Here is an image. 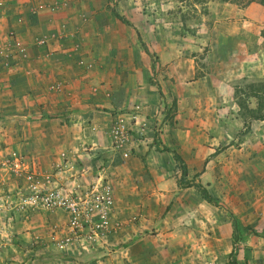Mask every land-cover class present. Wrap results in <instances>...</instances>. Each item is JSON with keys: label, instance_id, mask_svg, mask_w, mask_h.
Segmentation results:
<instances>
[{"label": "crops", "instance_id": "1", "mask_svg": "<svg viewBox=\"0 0 264 264\" xmlns=\"http://www.w3.org/2000/svg\"><path fill=\"white\" fill-rule=\"evenodd\" d=\"M145 1L0 0V143L17 150L41 175L55 173L74 191L103 171L120 216L146 210L147 225L159 237L183 235L187 242L191 225L207 226L219 209L193 186H178L172 150L184 162L187 179L204 185L214 199L232 190L240 194L241 183L233 179L244 178L245 170L235 175L223 169L219 177L213 163L237 153L240 161L247 160L229 141L247 121V78H264V39L259 34L264 5L222 2L212 19L205 18L210 43L214 36L240 40L232 50L215 42L213 50L223 55L201 67L180 33L164 23L162 28L145 23L139 10ZM114 9L129 24L117 19ZM7 31L21 39L24 55L7 42ZM42 35L46 42L35 44ZM233 50L245 56L235 68L224 65ZM242 67L240 79L235 75ZM58 82L63 83L61 91L48 89ZM239 83L243 90L236 93ZM130 114L137 115L133 121ZM118 116L131 126L127 157L111 146L109 132ZM4 177L3 183L9 180ZM49 215L54 234L62 232L60 209ZM21 224L12 236L31 241L30 223ZM217 228L223 235L231 232L230 223L217 221ZM139 229L135 224L136 234ZM117 238L121 241L120 233Z\"/></svg>", "mask_w": 264, "mask_h": 264}, {"label": "rangeland", "instance_id": "2", "mask_svg": "<svg viewBox=\"0 0 264 264\" xmlns=\"http://www.w3.org/2000/svg\"><path fill=\"white\" fill-rule=\"evenodd\" d=\"M222 2L240 7L251 2L261 3L260 0H146L139 10L144 16L145 23L152 24L154 28L157 26L162 28L164 23V26L180 33L184 37L183 40L192 45L194 49L192 54L195 55L198 66L210 67L212 57L223 55L221 50L218 49L216 52L213 50L212 45L215 42L219 43L220 47L227 46L232 50L240 40L237 38L235 41L236 37L232 40L214 36L210 43V36L206 30L208 20L205 18L212 19ZM37 5L40 7L39 4ZM201 23L203 28L200 26ZM259 34L264 39V26ZM6 40L10 46L17 48L24 55L21 39L12 31H7ZM45 42L46 37L42 35L34 43ZM260 42L264 47V41ZM15 53V50L8 52L11 56ZM235 53L239 54L235 56ZM232 54L224 65L235 68V64L242 61L245 56L236 50H233ZM237 70L239 73L235 76L244 78L243 67ZM235 86L234 92L241 93L243 85L239 83ZM48 89L54 92L61 91L63 83H52ZM252 101V107L248 106ZM246 119L243 128L237 129L235 136L230 138L229 142L235 149H241L240 153L246 154L247 160L244 163V160L240 161L241 155L237 153L236 157L234 155L229 159L220 157L213 163L214 175L218 174L219 177L223 169L235 175L245 170L244 178L233 179L235 183H241L242 187L237 189L240 194L232 190L229 195L224 192L222 199H215L219 209L218 220L214 218L216 214L211 213L212 217L207 226L203 223L199 225V222L196 226L191 225L192 230L189 231L191 238L187 242H183L186 241L182 238L183 235L174 238L159 237L155 229L147 225L150 216L146 210L134 213L122 212L123 216H120V211L115 210L114 201L113 211L110 214V229L100 235L98 240H74L63 249L55 247L51 239L55 229L54 221L50 220L49 214L57 209L45 211L40 209L39 205L29 204L18 209L19 200L12 196V192L24 184V178L10 170L9 161L16 156L24 167H29V170H34L37 174L40 172L33 164L28 165L24 162L17 150L7 148V145L3 146L4 144L0 143V264H230L231 258H234L237 264H264V78L257 76L247 78ZM125 149L130 152L127 146ZM99 173L105 179H109L103 175V171ZM49 175L57 179V183L60 182L55 173ZM2 176L9 180L3 183ZM242 181L246 184H242ZM170 204L167 198L164 208L168 210ZM163 211L156 210L155 213L161 214ZM229 212L236 219L234 232ZM42 213L47 215L42 217ZM60 213L61 218L65 220V225L60 228L64 233L67 228V214L64 209H60ZM119 217L123 218L122 223ZM24 221L30 223L34 235L31 234V241L20 242L12 235H17V230ZM217 221L222 225L231 224L229 235L220 232L222 229L217 228ZM135 224L137 228L140 225L137 234L134 231ZM185 225L189 226L187 222ZM40 226L43 228L42 233L39 231ZM185 229L182 228L180 231ZM252 230H255L256 235ZM119 233L121 241L117 238ZM115 249H119L117 255H113Z\"/></svg>", "mask_w": 264, "mask_h": 264}, {"label": "built area", "instance_id": "3", "mask_svg": "<svg viewBox=\"0 0 264 264\" xmlns=\"http://www.w3.org/2000/svg\"><path fill=\"white\" fill-rule=\"evenodd\" d=\"M134 109L136 110L137 106ZM136 116L129 115L132 121ZM109 134L113 151L127 157L130 152H127L125 147L132 139L130 123L121 116L116 117ZM9 163L10 170L24 178V184L12 192V196L19 200L18 209L29 204L39 205L40 209L45 211L54 209L66 211V231L51 235L55 247L63 249L74 240L95 241L110 229L114 191L111 181L102 177L100 173L82 190L74 191V187L57 183V179L52 175L41 176L34 170H29V167H24L16 156H13Z\"/></svg>", "mask_w": 264, "mask_h": 264}, {"label": "trees", "instance_id": "4", "mask_svg": "<svg viewBox=\"0 0 264 264\" xmlns=\"http://www.w3.org/2000/svg\"><path fill=\"white\" fill-rule=\"evenodd\" d=\"M247 1H250V0H247ZM260 1H261V3H264L263 0H260ZM112 13L121 22H123L125 24H129L128 20L126 18H124L122 15L118 14L116 9H114ZM154 141H155V143L158 142L157 137H155ZM163 149L170 151V148L164 147ZM172 152H173V156H174L173 159L176 162V169L178 171V176L176 178L178 186L184 187V188H189L190 186H193L205 201H207L211 204L218 205L216 200L210 195V193L207 192L204 185L200 184L199 182L193 181V178L190 180L187 179L186 168H185L184 162L182 161L181 157L179 156V154L176 151L172 150ZM229 216H230L231 221L234 225V227H233V232H234L236 229V219L231 212H229ZM252 231L255 233V230H252ZM255 235H256V233H255ZM230 264H237L234 258L230 259Z\"/></svg>", "mask_w": 264, "mask_h": 264}]
</instances>
